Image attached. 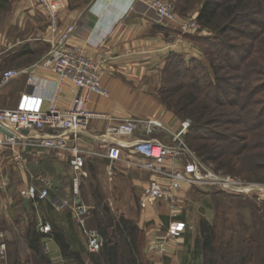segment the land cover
I'll return each instance as SVG.
<instances>
[{
	"label": "crops",
	"instance_id": "0c3cea01",
	"mask_svg": "<svg viewBox=\"0 0 264 264\" xmlns=\"http://www.w3.org/2000/svg\"><path fill=\"white\" fill-rule=\"evenodd\" d=\"M169 1L175 8L177 0ZM12 2V13L8 22H4L3 29H0V75L8 68L18 69L19 74L6 85H0V108L9 109L19 105L20 96L26 91L28 76H33L40 82L41 87L34 94L44 96L40 108H47L58 77L42 64V59L53 38L69 24L74 25V31L68 38V43L82 48L87 56L99 62L102 69L101 80L108 88L109 95L91 96L87 102L88 110L107 116L92 117L84 132L75 138L67 135L64 146L48 147L44 145L47 140L34 138V134L42 136L48 131L44 128L29 132L24 130L29 136L27 144L0 148V199L3 200L0 205V231L4 232L5 245L8 240L20 234L18 221L13 217V213L17 211L13 205L11 189L14 187L17 191L21 190L34 182L38 174L49 175L51 172V175L52 172H59L57 178H61L59 166L68 164L69 145L76 144L90 151H104L97 138L98 134L109 125L127 118H149L159 122L160 125L150 136L157 137L164 143L171 142L183 119L159 99L162 69L172 52L186 60L203 56L201 48L191 38L198 31L182 33L175 22L159 20L153 11L147 10L138 0H58L60 17L56 32L50 30L47 16L36 0ZM199 7L200 4L195 3L185 15L177 14L195 19ZM198 33L202 35L206 32L201 30ZM78 91L70 80L61 81L57 95L58 106L68 108ZM144 135L142 125H138L134 136ZM18 152L20 158L15 156ZM96 156H90L92 159H89L94 162L99 159ZM103 159L107 161L110 180L113 179L116 185L117 182L122 183L119 190H124V196L128 197L129 203L126 206L129 210L133 203L135 207L138 206L134 218L145 232L144 252L147 259L152 264H180L178 251L183 247V235L190 225L178 215L186 208V195L191 186L186 183L182 185L176 193L177 205L173 208L164 201L141 205L139 198L143 187L151 182H165L163 174L139 168L134 161H141L143 157L133 152H123L122 158L112 163ZM190 160L184 154L177 159L157 161L156 165L160 169H184ZM53 178L57 180L56 177ZM53 184L49 196L42 201L50 216L59 211L55 209L54 202L70 193H58ZM64 208L60 210L62 217L57 221L61 227L68 225ZM72 216L84 244L86 238L84 239L79 221L73 212ZM43 248L50 255L53 264H62L59 247L51 237L44 239ZM0 264H7V249L5 256L0 258Z\"/></svg>",
	"mask_w": 264,
	"mask_h": 264
},
{
	"label": "trees",
	"instance_id": "16d2710c",
	"mask_svg": "<svg viewBox=\"0 0 264 264\" xmlns=\"http://www.w3.org/2000/svg\"><path fill=\"white\" fill-rule=\"evenodd\" d=\"M10 3L0 0V11ZM195 3L200 4L195 16L198 32L206 33L196 32L191 38L203 56L186 60L170 53L159 99L179 118L189 120L183 139L202 162H212L217 171L264 180V0H177L175 11L185 15ZM95 164L85 160L92 179L88 192L80 184V196L94 199L86 224L100 233V250H87L69 208L64 209L67 227L44 211L51 220L48 233L37 229L36 212L29 210L24 233L7 241V264H53L43 248L46 237L56 242L64 264H152L144 252V229L134 218L138 206L119 207L115 214L103 200ZM119 187L113 184L116 202L123 197ZM54 189L61 191L59 186ZM192 191L199 192L191 185L188 193ZM27 200L33 211V200ZM260 203H251L248 224L225 226L200 216L193 246L190 230L184 232L182 248L188 252L182 253L180 264L190 258L198 264H264V200ZM178 217L187 221V208Z\"/></svg>",
	"mask_w": 264,
	"mask_h": 264
},
{
	"label": "built area",
	"instance_id": "2783aa9c",
	"mask_svg": "<svg viewBox=\"0 0 264 264\" xmlns=\"http://www.w3.org/2000/svg\"><path fill=\"white\" fill-rule=\"evenodd\" d=\"M41 9L45 12L48 25L52 32H56L59 24L60 7L58 0H36ZM142 2L147 10L153 11L159 20L172 21L177 24L182 33L198 31L199 25L196 19L180 17L175 11L174 5L169 0H138ZM74 31V25L69 24L51 41V46L42 59V64L55 73L58 81L52 89L46 109H41L40 104L43 95L34 94L41 87L40 82L33 76L26 79V91L19 99L17 107L3 109L0 108V148L13 146L16 144L29 143L28 133L31 130L48 131L39 136L34 134V138L41 137L47 140L44 145L48 147L64 146L67 135L75 138L84 132L92 117H106L107 114L88 110L87 102L92 95H109L108 88L102 83V69L99 62L92 60L85 51L77 46L68 43V38ZM19 74L18 69L8 68L0 75V85H6L11 79ZM70 80L77 88L78 93L72 100L68 108H60L57 104V95L60 89V82ZM190 122L183 119L180 129L172 137V141L164 143L157 137L150 136L158 127L159 122L149 118H127L109 125L97 138L102 143L104 151H90L77 146L69 145L68 163L74 173L72 177L74 198L72 200L64 197L54 202L56 210L63 207H70L79 221L82 232L86 238V248L89 252H98L102 246V237L95 228L87 227L84 214L87 206L77 197L79 180L87 174L85 170V160L88 156H102L110 163L122 158L123 152L129 151L143 157L141 161L134 163L141 169L149 172H161L165 182H151L145 185L140 194L141 205L152 201H164L170 207L176 206V193L182 188L184 183L188 185L216 186L220 189L234 191L237 193L257 194L264 197V183L241 181L231 176H225L204 168L194 151L185 143L183 132H185ZM138 125H142L146 135L134 136ZM53 140V142L49 141ZM44 142V141H43ZM51 142V143H50ZM187 155L191 159L185 168L160 169L156 163L160 160L177 159L181 155ZM16 158H20V153H16ZM36 181L30 183L20 190V195L33 200L34 203L44 200L49 196L52 186V178L49 175L38 174ZM263 193V194H262ZM39 230L48 233L51 230L50 223L46 220H39ZM3 233L0 231V258L5 256L6 245L3 240ZM62 264H64L62 262Z\"/></svg>",
	"mask_w": 264,
	"mask_h": 264
},
{
	"label": "rangeland",
	"instance_id": "374dc122",
	"mask_svg": "<svg viewBox=\"0 0 264 264\" xmlns=\"http://www.w3.org/2000/svg\"><path fill=\"white\" fill-rule=\"evenodd\" d=\"M13 2L11 0L10 5L8 6V8L6 10L0 11V29H3L4 26V22H8L9 16L12 13V7H13ZM9 14V15H8ZM6 26V25H5ZM17 31V30H16ZM22 36V33L20 34ZM10 85V83H9ZM8 85V86H9ZM94 157V156H93ZM97 157V156H96ZM99 159H95L96 164H95V178L96 181L98 182L99 186H100V190L101 193L103 194L104 198L107 203L110 204V206L112 207L113 211L115 214L119 213L120 209H125L128 210L126 204L129 203L128 197L126 198L124 196V190H122V195L123 197L120 198L119 200H117L116 202V194L113 191V184H114V180L109 178V174H108V164L107 161H105L102 156H98ZM89 158L92 159V157H87L86 158V162L88 164V160ZM200 160V159H199ZM201 161V160H200ZM201 164L204 168H208L213 170L216 173L225 175V176H231L234 178H237L241 181H247V182H258V183H264V180H256V179H250L247 178L245 175L243 174H229V173H225L223 171H217L214 170L213 167V163L209 162V163H205L201 161ZM60 169V173H61V178H57L58 173L59 172H52V177H56L57 180H55V178H53L54 180H52V184L54 186H59L61 191H69L70 193H68V196H66L68 199L72 200L74 198V193H73V184H72V177L74 175L71 167L68 164H65L63 166H59ZM87 174L85 176H83L82 178H80L79 180V185H78V192H77V197L78 199L85 204L88 208L87 210H89V208L92 206V204L94 203V199L92 198V196L88 195V196H80V184H83L85 186L86 191H89V182L92 179L88 170L85 168ZM51 173V172H50ZM49 173V175H50ZM45 175H48L46 173H44ZM50 175V176H51ZM54 181V182H53ZM33 183H36L38 186L40 185V182L38 181H34ZM119 185H122V183L117 182ZM12 186V185H11ZM195 186V188L199 191V192H187V202H186V208H187V214H188V224L190 225V227H188L186 230H190V238H189V242L191 244V246H193L194 243V238L197 234V222L200 216H205L207 218H209V220H212L218 224H224L225 226H230V225H234V224H240V223H249L250 222V216H251V203L256 202L257 206H261L262 200H264V197H262L261 192L260 195H254V194H246V193H237L234 191H229V190H224V189H220L216 186H204V185H193ZM16 188H12L11 189V194L13 196V202H14V206L16 207V211L14 214V218H16L15 221H18V225H19V232L20 234H23L25 231V226H26V221L27 219L30 217L28 211L30 212V214L32 212H36V220L37 222L39 220H47L48 222L51 223L50 217L48 215H46L44 213L46 208V204L42 203L41 200L40 202H36L33 204V211L31 210V204L28 203L27 198L23 197L20 195V190H15ZM59 190V189H57ZM194 192V193H193ZM263 194V193H262ZM254 197V198H253ZM2 199H4V197L1 196ZM20 199V200H19ZM123 201L126 202V204L123 203ZM3 202V200L0 199V205ZM8 203H6L5 207L6 209L8 208ZM120 207V209H119ZM133 208H135L134 203L132 205ZM65 207L64 209L66 210ZM70 209V207H69ZM43 210V213H42ZM71 210V209H70ZM136 210H134L135 212ZM57 213H55V215H53V220H57L59 221L61 219V215H60V210L56 211ZM87 213V212H86ZM86 213L84 214V220H85V224H86ZM87 226V224H86ZM88 227V226H87ZM2 232V231H1ZM4 235V232H2ZM229 234V231H226V235ZM4 240V237H3ZM5 243V241H4ZM6 249H7V244H6ZM186 251V247L184 246V248L180 249L178 251V259H180L182 257V253ZM24 251V254L25 255ZM188 251H186L187 253ZM198 260L197 259H189V262L187 264H198L197 263Z\"/></svg>",
	"mask_w": 264,
	"mask_h": 264
},
{
	"label": "water",
	"instance_id": "95a60500",
	"mask_svg": "<svg viewBox=\"0 0 264 264\" xmlns=\"http://www.w3.org/2000/svg\"><path fill=\"white\" fill-rule=\"evenodd\" d=\"M37 229L39 230V226L37 225Z\"/></svg>",
	"mask_w": 264,
	"mask_h": 264
}]
</instances>
